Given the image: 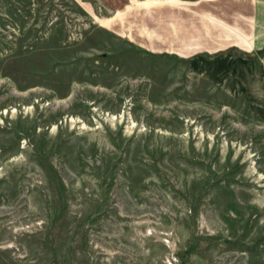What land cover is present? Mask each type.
Returning a JSON list of instances; mask_svg holds the SVG:
<instances>
[{
	"label": "rangeland",
	"instance_id": "obj_1",
	"mask_svg": "<svg viewBox=\"0 0 264 264\" xmlns=\"http://www.w3.org/2000/svg\"><path fill=\"white\" fill-rule=\"evenodd\" d=\"M181 7L0 0V264H264V103Z\"/></svg>",
	"mask_w": 264,
	"mask_h": 264
},
{
	"label": "crops",
	"instance_id": "obj_2",
	"mask_svg": "<svg viewBox=\"0 0 264 264\" xmlns=\"http://www.w3.org/2000/svg\"><path fill=\"white\" fill-rule=\"evenodd\" d=\"M181 1L184 16L173 23L185 28L174 50L182 47V55L191 57V65L202 74L233 91L240 86L264 103V0H210L213 10L202 0ZM197 4L200 8L192 7ZM171 5L177 16L178 8ZM173 23L168 22L171 28Z\"/></svg>",
	"mask_w": 264,
	"mask_h": 264
}]
</instances>
